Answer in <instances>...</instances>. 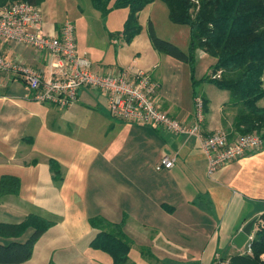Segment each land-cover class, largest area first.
I'll list each match as a JSON object with an SVG mask.
<instances>
[{
    "label": "crops",
    "instance_id": "obj_1",
    "mask_svg": "<svg viewBox=\"0 0 264 264\" xmlns=\"http://www.w3.org/2000/svg\"><path fill=\"white\" fill-rule=\"evenodd\" d=\"M61 27L45 19L47 32L59 34ZM107 39L118 45L119 52L131 44L111 33ZM76 40L78 52L89 59L93 71L151 73L160 85L157 107L194 124L195 109L181 105L180 95L172 90L173 74L155 63L166 54L157 51L150 38L146 51L151 59L137 52L125 62L110 64L99 58L94 62L97 44L89 35L85 44L77 36ZM3 49L7 58L42 69L49 66L46 51L6 41ZM201 55L210 57L208 66L215 62L207 53ZM96 64L99 70H94ZM209 68L195 77L207 75ZM200 84L199 92L207 100L202 133L224 130L230 140L240 137L234 126L238 107L228 104L230 96L214 105L212 95L203 90L211 83ZM164 156L174 165L157 169ZM6 175L18 177L21 185L18 193L0 195V222H19L31 213L54 221L36 243L32 257L21 264L54 260L113 264L111 256L83 255L98 233L90 223L93 217L124 224L135 264H212L215 256L234 255L239 249L235 236L264 213V142L210 174L209 157L195 134H174L153 124L116 119L99 89L81 88L77 100L66 108L39 102L21 79L0 71V180ZM61 245L71 251L54 257ZM240 249L239 254H245V246ZM133 250L142 256H133Z\"/></svg>",
    "mask_w": 264,
    "mask_h": 264
},
{
    "label": "trees",
    "instance_id": "obj_2",
    "mask_svg": "<svg viewBox=\"0 0 264 264\" xmlns=\"http://www.w3.org/2000/svg\"><path fill=\"white\" fill-rule=\"evenodd\" d=\"M1 2L29 1L39 6L45 0H0ZM155 0H91L102 15L116 8H129L123 34L125 41H131L140 34L142 25L139 13ZM169 9L172 22L190 28L188 51L174 42L157 35L151 20L148 35L153 47L160 53L186 62L193 71L197 55L207 53L215 58L210 66L212 74L197 79L192 75L194 98L202 96V82L226 89L230 94L228 104L238 107L234 126L241 134L260 132L264 123V107L258 105L264 98V0H162ZM214 75H216L214 77ZM204 105L207 100L205 96ZM20 179L6 175L0 180V195L18 193ZM257 230L251 242V254L230 256V264H264L259 258L264 253V213L257 219ZM98 233L91 245L110 253L113 264H135L131 261V239L125 233L123 223H113L101 217L90 219ZM54 224L37 213L27 215L19 222H0V264H21L28 261L36 243ZM24 237V238H23ZM86 264V263H82Z\"/></svg>",
    "mask_w": 264,
    "mask_h": 264
},
{
    "label": "built area",
    "instance_id": "obj_3",
    "mask_svg": "<svg viewBox=\"0 0 264 264\" xmlns=\"http://www.w3.org/2000/svg\"><path fill=\"white\" fill-rule=\"evenodd\" d=\"M5 41L48 52V68H37L20 59L7 58L3 49ZM0 71L21 79L39 102L66 108L77 100L81 88L99 89L106 94L109 112L116 119L153 124L174 134H195L209 157L210 174L248 151L260 148L264 142L257 132L241 135L235 140H230L224 130L204 135L201 129L205 116L202 96L195 98L194 124L187 125L171 116L157 107L155 95L160 85L148 71L131 72L118 68L108 72L93 71L89 59L78 52L74 23L67 20L59 34L49 33L45 29L41 8L29 1H0ZM173 165L174 160L164 156L156 168H171ZM254 231L244 253H252ZM228 263L229 260L222 256L214 259V264Z\"/></svg>",
    "mask_w": 264,
    "mask_h": 264
},
{
    "label": "rangeland",
    "instance_id": "obj_4",
    "mask_svg": "<svg viewBox=\"0 0 264 264\" xmlns=\"http://www.w3.org/2000/svg\"><path fill=\"white\" fill-rule=\"evenodd\" d=\"M39 6L47 22L49 21L62 25L67 20L72 21L76 26L75 33L80 44H85L89 35V40L97 44L96 49H94L95 52L93 53L96 57V61H94L96 63L98 58L108 64L114 63L116 60L119 61L120 59L125 62L128 56L135 55L137 52H142L144 56L151 59V56L146 51L151 44L147 34L149 20L153 22L158 36L174 42L184 51H188L189 49V26L172 22L169 18L168 6L162 0H155L139 13V22L142 25V31L137 39L129 46L123 48L120 52L118 51V45H114L112 42L110 43L107 37H109L111 33L116 39H119L120 42L125 40L123 30L125 28L126 19L129 16V8L122 7L112 9L107 15H102V13L93 6L91 0H45ZM162 56V60H157L155 63L163 65L168 72L173 74L172 79L176 84L173 85L171 83L172 90L177 91L180 95L182 100L181 105H184L185 109L191 108L193 111L195 108L194 95L192 96V75L194 74L196 76V74L201 71L207 70L210 67V65L208 66L211 60L210 57L202 56L201 53L198 54L196 66L192 71L188 63L176 61L167 55ZM95 69L99 70L97 64L94 66V70ZM207 74H212L210 68ZM215 76L216 75H214V77ZM203 90L208 91L212 95L214 105L230 96L226 89L218 88L214 84L203 85ZM258 127H260V132L263 134L264 123L260 122ZM256 130L258 129L255 128L253 133L257 134L258 132ZM257 229H255L254 235ZM1 240L4 241V237H1ZM65 246L68 245L65 243ZM65 246L61 245L57 247L56 250L58 252L53 256L56 257L58 254L66 256L71 249ZM87 250L89 251L84 253V256H111L110 253L93 248L92 246L91 248L87 247ZM240 251L241 249L239 248L232 253L235 255L239 254ZM132 253H134L133 256H142L139 250H133ZM40 256H43V254ZM222 257L229 260L228 264H230V256ZM259 258L264 261V253H262ZM53 264H58V261L54 260ZM212 264H214V262Z\"/></svg>",
    "mask_w": 264,
    "mask_h": 264
},
{
    "label": "water",
    "instance_id": "obj_5",
    "mask_svg": "<svg viewBox=\"0 0 264 264\" xmlns=\"http://www.w3.org/2000/svg\"><path fill=\"white\" fill-rule=\"evenodd\" d=\"M256 220L253 219L249 221L243 229L235 236L234 243L239 247L242 248L246 245V243L249 240V236L251 235V232L253 230V226L255 224Z\"/></svg>",
    "mask_w": 264,
    "mask_h": 264
}]
</instances>
